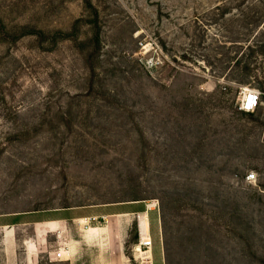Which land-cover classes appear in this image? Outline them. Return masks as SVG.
<instances>
[{
    "label": "rangeland",
    "instance_id": "374dc122",
    "mask_svg": "<svg viewBox=\"0 0 264 264\" xmlns=\"http://www.w3.org/2000/svg\"><path fill=\"white\" fill-rule=\"evenodd\" d=\"M83 259L264 264V0H0V264Z\"/></svg>",
    "mask_w": 264,
    "mask_h": 264
},
{
    "label": "built area",
    "instance_id": "2783aa9c",
    "mask_svg": "<svg viewBox=\"0 0 264 264\" xmlns=\"http://www.w3.org/2000/svg\"><path fill=\"white\" fill-rule=\"evenodd\" d=\"M261 103H262L261 93L254 90H248L245 92V97L240 107V110L245 114H253L259 109ZM255 180H256V175L254 173H251L247 176L248 182H253ZM149 211L150 209H148V212ZM136 221L138 227L137 245L141 248V250L144 253H148L153 249L154 246L151 228L146 229L145 227H141L143 223V217L140 214L136 215ZM66 255H70V249L64 247L55 251L53 253V258L59 262L64 260V257Z\"/></svg>",
    "mask_w": 264,
    "mask_h": 264
},
{
    "label": "crops",
    "instance_id": "0c3cea01",
    "mask_svg": "<svg viewBox=\"0 0 264 264\" xmlns=\"http://www.w3.org/2000/svg\"><path fill=\"white\" fill-rule=\"evenodd\" d=\"M142 215V214H141ZM100 217H102L103 218V216H100ZM120 217H126V215H110V216H107V219H114V218H120ZM94 218V217H93ZM92 218V219H93ZM89 219H91V218H89ZM85 220L84 219H81V222H84ZM37 224H44V223H37ZM45 225V224H44ZM52 225L56 228V230H57V234H58V237H57V240H62V236L67 232V226H68V223H66V225H64V222L63 221H52ZM101 229L100 228H98V229H96V228H94V229H90L88 232H87V235H86V239H87V241H89V242H92V241H94V240H98L99 239V237H101V235H102V233H101ZM91 232V233H90ZM37 235V240L40 242V239H41V233H36ZM60 243H61V241H60ZM81 244H82V246L83 245H85V243L83 242V241H81ZM70 255H71V248H70ZM155 257V256H154ZM154 260H155V258H154ZM83 261H84V263L86 264V263H89V260H85V259H83ZM65 263V262H69L68 260H66V261H64V260H62V261H59V263Z\"/></svg>",
    "mask_w": 264,
    "mask_h": 264
},
{
    "label": "bare ground",
    "instance_id": "6f19581e",
    "mask_svg": "<svg viewBox=\"0 0 264 264\" xmlns=\"http://www.w3.org/2000/svg\"><path fill=\"white\" fill-rule=\"evenodd\" d=\"M87 221V220H86ZM86 221L82 222V223H86ZM141 227H145L146 229H150V224L147 218L143 217V223L141 225ZM143 229V228H142ZM91 233V232H90ZM137 251L139 253H143V251L141 250L140 247H138Z\"/></svg>",
    "mask_w": 264,
    "mask_h": 264
}]
</instances>
